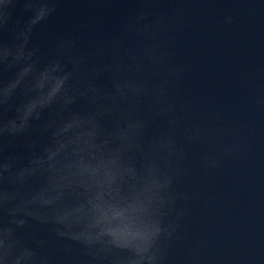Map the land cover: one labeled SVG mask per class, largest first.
<instances>
[{
	"label": "water",
	"instance_id": "obj_1",
	"mask_svg": "<svg viewBox=\"0 0 264 264\" xmlns=\"http://www.w3.org/2000/svg\"><path fill=\"white\" fill-rule=\"evenodd\" d=\"M26 2L0 0V14L10 13L0 40L11 41L26 28L39 0L28 9ZM44 3L50 11L32 27L28 45L39 49L38 66L63 58L71 69L69 56L82 55L85 83L95 78L110 84L109 74L97 77L89 67L103 64L130 67L125 74L137 80L148 75V66L159 68L156 79L169 81L164 105L144 103L134 113L145 122V150L160 137L170 136L176 145L169 160L160 161L173 177L175 199L165 216L174 230L160 241L158 264H264V0ZM65 40L73 43L69 53L59 47ZM141 59L145 70L138 73ZM15 70H0V81ZM74 107L83 111L88 105L79 101ZM13 151L23 155L25 148L18 144ZM105 199L114 207L92 229L106 230L93 254L57 236L52 225L30 220L18 231L46 264H116L108 231L134 256L139 234L154 226L156 215L130 192Z\"/></svg>",
	"mask_w": 264,
	"mask_h": 264
},
{
	"label": "clouds",
	"instance_id": "obj_2",
	"mask_svg": "<svg viewBox=\"0 0 264 264\" xmlns=\"http://www.w3.org/2000/svg\"><path fill=\"white\" fill-rule=\"evenodd\" d=\"M12 3L4 0L5 5ZM32 7L33 0H28L25 8ZM49 11L39 0L26 28L11 41L0 40V70L16 69L0 81V264H46L18 231L30 220L52 225L57 236L90 250L106 231L94 234L92 229L114 207L105 196L129 192L153 207L156 220L139 234L134 256L108 231L112 259L116 264H158L164 252L160 241L174 230L165 216L175 199L173 177L160 161L167 162L176 145L172 137H160L150 140L145 150V122L134 113L144 103L164 105L169 81L156 79L162 75L159 68L148 66V75L137 80L125 74L130 67L103 64L89 67L97 77L109 74L110 84L95 78L85 83L88 69L82 71V55L69 56L71 69L63 58L38 66L39 49L28 46L29 38ZM9 16L0 14V28ZM59 47L69 53L73 43L65 40ZM149 59L155 58L149 54ZM135 67L144 72L143 59ZM18 94L23 96L20 103L15 102ZM79 101L88 107L78 110L74 106ZM10 111L14 114L8 115ZM18 144L25 148L23 155L13 151Z\"/></svg>",
	"mask_w": 264,
	"mask_h": 264
}]
</instances>
